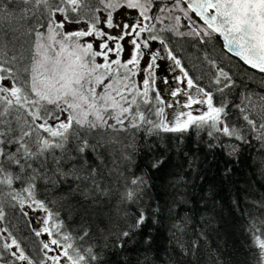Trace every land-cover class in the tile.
Returning <instances> with one entry per match:
<instances>
[{"label": "snow or ice", "instance_id": "obj_1", "mask_svg": "<svg viewBox=\"0 0 264 264\" xmlns=\"http://www.w3.org/2000/svg\"><path fill=\"white\" fill-rule=\"evenodd\" d=\"M257 76L264 86V0H0V264H192L207 233L184 239L185 177L161 204L149 174L174 147L195 151L180 147L194 136L264 155V90L246 84ZM241 191L232 206L244 205L251 264H264V192ZM165 218L175 259L148 233Z\"/></svg>", "mask_w": 264, "mask_h": 264}, {"label": "trees", "instance_id": "obj_2", "mask_svg": "<svg viewBox=\"0 0 264 264\" xmlns=\"http://www.w3.org/2000/svg\"><path fill=\"white\" fill-rule=\"evenodd\" d=\"M176 46L179 47V44ZM185 48L186 54L194 51L188 46ZM194 61L195 57L191 60L186 58L189 64ZM196 74L199 75V72ZM246 84L248 88L257 91L264 90V86L260 85L259 76L255 80L248 79ZM243 87L244 85L237 76L235 92L238 93ZM199 140L200 136H194L191 141L187 139L181 141L182 149L191 148L195 151L186 152L185 156L181 157L180 149L174 147L169 152L172 164L163 173L153 171L149 174L150 195L153 202L157 199L161 204L170 202L176 191L174 183L179 175H183L187 183L185 191L191 197V203L185 207L192 209L186 213L192 217V220L184 239L191 243L201 231L207 233L206 239L203 237L199 239L200 248L197 250V255L191 257L192 264H213L216 256L220 257V264H251L252 257L248 249L249 238L244 231L246 224L244 205L242 203L241 208L237 210L232 206V201L236 198L243 199L244 193L241 190L248 188L249 184L257 192H264V187H261L264 185V175L261 174L264 172V155H261L259 149L245 145L237 156L229 157L223 150L210 149L206 143H198ZM140 158H137V163ZM184 160H188L192 166L185 165L183 169L176 167ZM225 168H231L233 171L225 175ZM213 193L216 195L214 202ZM35 215L37 218V214ZM209 219H212L211 224L207 223ZM13 223L19 229L16 234L26 240L28 247L34 250L37 238L32 235L27 221L17 214V219ZM69 223L73 228L76 227L71 220ZM169 226L170 222L165 218L162 225H153L148 233L152 238L153 248L160 250V255L164 259H167L165 251L175 259L172 253L175 245ZM13 230L16 231V229ZM136 240H140L139 235ZM134 246V243H130L128 247L133 248ZM130 255L135 254L130 253Z\"/></svg>", "mask_w": 264, "mask_h": 264}, {"label": "flooded vegetation", "instance_id": "obj_3", "mask_svg": "<svg viewBox=\"0 0 264 264\" xmlns=\"http://www.w3.org/2000/svg\"><path fill=\"white\" fill-rule=\"evenodd\" d=\"M158 46V45H157ZM170 63V62H169ZM165 64V62L164 61H162L161 62V65L163 66ZM165 75H168V72L166 71V70H164V71H162V70H157V76L159 77V79H158V81L162 84V80L161 79H163V77L165 76ZM163 86V85H162ZM164 87V86H163ZM167 96V95H166ZM167 98H169V100H170V97H167Z\"/></svg>", "mask_w": 264, "mask_h": 264}, {"label": "rangeland", "instance_id": "obj_4", "mask_svg": "<svg viewBox=\"0 0 264 264\" xmlns=\"http://www.w3.org/2000/svg\"><path fill=\"white\" fill-rule=\"evenodd\" d=\"M160 63H161V61H160ZM162 80V79H161ZM158 86H160L162 89H163V86H162V84L158 81ZM165 94V93H164ZM165 98L166 99H168L167 97H166V94H165ZM167 111H171V110H167ZM35 214V213H34Z\"/></svg>", "mask_w": 264, "mask_h": 264}]
</instances>
